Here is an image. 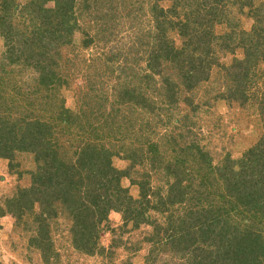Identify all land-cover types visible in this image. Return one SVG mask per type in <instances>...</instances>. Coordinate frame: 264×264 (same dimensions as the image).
<instances>
[{"label": "trees", "instance_id": "obj_1", "mask_svg": "<svg viewBox=\"0 0 264 264\" xmlns=\"http://www.w3.org/2000/svg\"><path fill=\"white\" fill-rule=\"evenodd\" d=\"M47 1L49 0L30 1V6L36 4L39 7L45 21L44 27H39L30 33L29 37L24 38L11 37V32H19L18 27L11 21V5L7 1L0 3V37L5 39L7 45L13 43L9 48L8 64L0 67L3 88L12 85L15 90L20 89L19 84L23 82L22 71L15 73V67L30 62H22L23 57L27 60L37 58L40 54L38 47L43 50L52 43L51 41L58 44L56 47L62 43L71 44L68 37L73 36L76 28L73 10L76 0H53V8L44 6ZM149 1L154 2L152 11L157 24L155 31L145 30V38H148L149 42L140 43L139 46L130 45L125 51L113 53L109 57L108 61L114 65L119 58L123 59V65L115 77L117 83L114 96L108 95L102 89V92H99V87L97 89L94 86L95 79L86 73L87 90L78 97L80 103L78 109L67 108L64 102H59L58 97L61 89L68 85V81L62 75V63L56 62L54 54H49L50 62H47L48 58L44 59L45 61H36L39 76L35 86H38L36 90L42 94L48 106V120L42 121L41 118H44L42 115H34L24 124L20 121L26 118L10 120L7 119L10 116L0 114V158L12 162L14 150L30 152L34 155L39 170L31 175L33 187L22 189L15 198L8 201V207L2 208L1 212L12 214L15 213L13 210H18L21 213L16 215L18 219L25 215L34 216L31 218L35 226V235L31 243L42 252L46 264H52L59 259L51 236L50 223L58 216L57 203H61L69 212L73 220L70 228L73 246L84 255H102L105 251L99 241L102 227L109 222L112 211L120 213L125 224L132 222L134 226L139 227L142 224H150L149 210L170 212L171 205H174L181 213L177 221L172 223V227L169 225L163 230L168 238L163 241L159 239V245L170 246L171 250L180 254V258L186 260L187 264H264L263 230L255 231L253 222L246 227L232 225L227 222L224 214L220 213L221 208L216 211L203 207L204 198L207 200L218 194L217 189H213L211 184L223 183L226 191L241 202L243 209L239 213L243 217H248L242 213L246 211L245 207L249 210L260 208L264 212V150L257 154L259 155L257 162L251 158L246 160V164L250 163L251 167L238 171L224 167L221 175L217 177L213 172L214 167L209 164L210 154L198 144H185L175 148L174 154L177 157L170 163L166 162V158L161 154L158 143L154 141L144 143L140 140L132 142L138 134V129L140 135L145 138L153 133L154 129L149 127L150 123L148 120L145 121V116L139 120L125 115L128 106L139 107L140 110L143 107L150 108L152 110H148L149 113L155 114L156 99L146 97L150 95L151 90L154 94L165 90L162 96L168 98L171 103L165 110L168 113L172 111L175 98L183 89H194L199 82L207 80L204 71L206 69L210 71L217 64L216 59H213L212 46L222 42V50L228 52L229 46L241 35L237 36L235 27L229 31L230 33L227 32L229 34L216 33V24L231 25V22H234L231 18L234 7H230V11L220 10L214 14L206 11L207 15L202 11L197 12L198 18L202 21L197 22L198 24L205 22L212 24L214 28L213 31L204 32L205 36L202 37L200 33L198 36L195 32L196 21L189 18L191 11L184 15L178 14L177 8L184 0H168L174 2L173 11L170 9L168 13L159 7L163 0ZM222 1L227 0H215L212 8L216 9V3ZM232 1L235 7L237 4L241 9L253 6L252 0ZM262 6L252 9L251 17L257 25L259 24V33L264 34V4ZM202 7L206 9L204 4ZM108 27L107 30H110ZM110 28L114 29L113 26ZM174 30L187 41L183 47H177L170 39L169 34ZM252 33H255L254 30L245 33V37L240 41L246 42ZM85 34L87 39L84 46L87 47L94 42V37ZM113 35L114 32L105 35V42H109ZM44 39L48 40L49 44L44 43ZM239 42L235 48L243 44ZM150 44L154 45L151 51L147 52L146 70H138L136 66L143 60L136 53L139 50L145 51V47ZM229 52L233 53L234 49ZM42 54L46 56L45 52ZM249 56H252V53H248ZM241 62L243 61L235 60L234 64L223 67L227 71L236 70ZM92 65L89 64L88 68L90 69ZM8 66L13 68L7 69ZM169 69L177 72L178 79H174L172 75H165ZM247 69L248 66L242 67L240 71L242 77L245 74L248 76L245 72ZM3 74L6 77L7 75L14 77L7 83ZM159 81L162 86L160 88ZM97 90L98 93H95ZM2 102L3 98L0 96V103ZM187 102L190 100L187 99ZM143 113L139 112V116ZM123 114L125 116L121 118ZM116 121L118 123L115 126ZM115 132V135L120 137H116L114 143L111 137ZM255 151V148L249 151L250 157H255ZM115 157L129 161L130 166L118 169L113 163ZM244 160L243 158L241 161ZM189 162L200 165L201 172L207 169L205 178L208 180L201 179L199 185L195 187L193 185L195 174L182 170ZM146 164H150L152 170H159L165 166L166 176H175V183L168 187L167 195L152 185L151 173L141 174L138 179L134 177V174H139L136 167ZM253 170L257 177H254ZM246 173L253 177H247ZM123 179H129L132 185L138 186L139 198H135L129 188L122 184ZM36 204H39L40 208L38 213L34 212ZM224 209L228 211L226 207ZM258 214L259 220L264 217V213Z\"/></svg>", "mask_w": 264, "mask_h": 264}, {"label": "rangeland", "instance_id": "obj_2", "mask_svg": "<svg viewBox=\"0 0 264 264\" xmlns=\"http://www.w3.org/2000/svg\"><path fill=\"white\" fill-rule=\"evenodd\" d=\"M4 1L11 5V21L19 31L18 33L11 32L12 38L29 37L30 33L39 27H44L45 19L39 12V7L36 4L29 5L32 0H0V3ZM214 1L184 0V3L177 8L178 14L182 15L191 11L189 18L196 21L195 32L203 37L204 32L213 31L214 28L212 24H205V22L198 24L197 22L202 21L198 18L197 12L202 11L206 14L205 12L209 11L210 14H214L220 10L230 11V7H234L231 11V18L234 21L231 22L232 26L226 23L216 24V33L226 34L235 27L237 36L241 35L229 46L228 52L222 50V42L212 46L214 48L213 59H216L217 64L210 71L207 69L204 71L207 80L199 82L194 89H183L176 96L172 111L168 113L165 110L171 106V103L168 98L162 96L165 90L161 89L163 92L157 91V94H154L151 90L150 95L146 96L156 99L155 114L149 113L148 110H152L150 108L143 107L140 110L139 107L128 106L125 115L139 120L145 116V121L148 120L150 123L149 127L154 129L153 133L146 138L140 135L138 129V137L136 136L132 142L140 140L144 143L150 141L158 143L161 154L166 158V162L170 163L177 157L174 154L175 148L185 144H198L210 154L209 164L214 167L213 172L218 177L224 167L237 171L251 167L250 163L246 164V160L251 158L252 161L255 159L257 162L259 156L257 154L264 150V34L259 33V24L257 25L251 17L252 9L262 6L264 0H252L253 6L243 9L237 7V4L235 7L232 0L216 3V9H213ZM173 3V1L163 0L159 3V7L167 10L168 13L170 9L173 11ZM203 4L206 5V9L202 7ZM44 6L53 8L54 1H47ZM153 8L154 2L149 0H76L73 4L76 28L73 36L68 37L71 44L62 43L56 47L57 43L51 41L52 43L49 44L48 40L44 39L43 42L49 45L43 50L38 47L40 54L37 58L27 60L23 57L22 62H30L15 67V73L22 71L23 82L19 84L20 89L15 90L12 85L3 88L4 85L0 80V96L3 98V102L0 103V114L10 116L7 118L10 120L26 118L20 121L24 124L29 122L30 117L34 115H42L44 117L41 118L42 121L48 120V106L42 94L36 90L38 86H35L39 76L35 63L37 60L45 61L44 59L48 58L49 54H54L58 60L56 62L62 63V75L68 81V85L61 89L58 97L59 102H64L67 108L78 109L80 105L78 97L87 90L88 76L86 73L95 79L94 86L97 89L99 87V92L105 91L108 95L114 96L117 83L115 77L119 74L123 59L119 58L114 65L108 61L109 57L113 53L125 51L130 45L139 46L140 43L149 42V39L145 38V30L153 32L157 28ZM155 12L158 11L155 10ZM107 27L110 30H107ZM252 30L255 33L249 35L246 42H241L245 33H251ZM110 32H114V35L106 43L104 37ZM85 33L94 37V42L87 47L84 46V41L87 39V36H84ZM169 37L177 47H183L187 42L175 30L170 32ZM238 42L243 44L235 48ZM11 45H13L12 42L7 45L5 39L0 37L1 68L3 64H8ZM152 45L145 47V51L139 50L136 53L143 60L136 66L138 70H146L147 52L151 51ZM233 49V53L229 52ZM44 52L46 56L42 54ZM248 53H252V56L248 57ZM248 58H250L249 61H247ZM235 60H241L244 63L241 62L242 64L238 65L236 70L227 71L223 67L234 64ZM47 62H50L49 58ZM89 64H93L90 69ZM244 65L248 66L245 70L248 76L245 74L242 77L240 71ZM12 68L13 66H8L7 69ZM165 75H172L174 79H178L177 72L172 69L165 72ZM2 76L7 83L10 78L14 77H10L11 75L6 77L5 74ZM158 87H162L160 81ZM94 92L98 93V90ZM187 99L190 102H187ZM139 112L144 113L139 116ZM125 115L123 114L121 118ZM117 123L116 121L115 126ZM116 132L111 137L113 142L116 141V137H120V135H115ZM176 142L177 146H175ZM139 144L143 145V143ZM253 148L256 154L255 157H250L249 151ZM14 155L12 162L0 158V264H46L42 252L31 243L35 235V226L31 218L34 216L25 217L28 216L25 215V218L22 216L18 219L16 215L21 214L18 210H13L15 213L12 214L1 212L2 208L8 207V201L15 198L22 189L33 187L31 175L39 170L32 153L14 150ZM243 158L245 160L241 161ZM113 163L118 169H126L130 166L129 161L117 157L113 159ZM199 166L194 162H189L182 169L195 174L196 177L193 180L195 187L199 185L201 179L208 180L205 178L207 169L201 172ZM136 168L139 174H134L135 178L138 179L144 173H151L153 175L152 185L162 190V193H166L165 195L169 192L168 187L175 183V176H166L165 166L159 170H152L150 164ZM253 174L257 177L254 170ZM247 177L253 176L248 173ZM122 184L129 188L135 198H139L138 186L132 185L129 179H123ZM211 185L213 189H217L218 194L207 200L204 198L205 206L203 207L216 211L221 208L220 213L224 214L227 222L232 225L246 227L253 222V229L258 232L263 230L264 234V217L258 219V213L261 212V215L264 213L262 209L249 210L245 207L246 211L242 213L248 217H243L239 213L243 209L241 202L226 191L224 184ZM57 207L58 216L50 223L51 236L59 259L52 264H187L186 260L180 258V254H176L170 246L159 245V239L163 241L168 238L163 230L169 225L172 227V223L177 221L181 213L177 206L171 205L172 214L166 211L149 210L150 224H142L139 227L134 226L132 222L125 224L122 215L112 211L109 215V222L102 227L99 241L105 251L102 255L95 256L84 255L75 249L70 233L73 220L61 203H57L56 209ZM224 207L228 211H225ZM39 211V204H36L34 212Z\"/></svg>", "mask_w": 264, "mask_h": 264}]
</instances>
